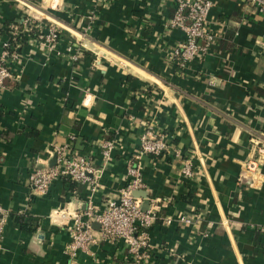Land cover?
<instances>
[{
	"label": "crops",
	"instance_id": "crops-1",
	"mask_svg": "<svg viewBox=\"0 0 264 264\" xmlns=\"http://www.w3.org/2000/svg\"><path fill=\"white\" fill-rule=\"evenodd\" d=\"M212 2L214 42L181 66L173 0H0V57L28 17L62 34L51 48L25 42L0 90V264H264V11ZM147 129L166 154H141ZM60 147L92 161L96 191L56 178L33 192L32 172L53 167ZM130 168L156 215L150 258L130 263L99 229L90 251L71 255L75 213L118 200Z\"/></svg>",
	"mask_w": 264,
	"mask_h": 264
},
{
	"label": "built area",
	"instance_id": "built-area-1",
	"mask_svg": "<svg viewBox=\"0 0 264 264\" xmlns=\"http://www.w3.org/2000/svg\"><path fill=\"white\" fill-rule=\"evenodd\" d=\"M174 16L170 27L181 29L187 33L186 40L176 48L175 57L179 65L186 66L202 49L200 42L204 41L206 49L213 44L214 35L208 28V16L213 6L212 0H173ZM251 5L264 11V0H247ZM94 12V11H93ZM91 12V19L94 13ZM9 37L4 43V52L0 57V90L7 88L6 81L11 77V64L20 58L19 50L25 42L37 43L51 48L61 40L62 34L57 25L39 26L33 19L27 18L19 24L11 25ZM72 51V46L67 49ZM203 50V49H202ZM73 59L77 60L76 55ZM141 154L161 156L170 149V144L164 136L147 129L141 136ZM114 143L103 144L105 165L113 155ZM56 164L53 167L35 169L31 174V186L35 194L48 193L53 180L63 178L79 184H89L92 191L99 186V175L92 161L86 156L60 147L57 149ZM253 169V165H248ZM133 179L120 190L118 200L110 201L103 209L94 211L86 209L76 212L73 216V235L69 249L71 255L79 251L88 252L99 241L95 237L93 222L100 225V241L111 242L124 251L130 263H140L151 256L150 229L153 227L156 215L149 209L142 208L143 200L134 195L135 191L146 189V183L141 179L139 171L130 168ZM186 177L193 174L192 165L188 162L183 170ZM182 221L189 223V219ZM171 220H169V223ZM5 217L0 206V240L4 235ZM264 232V225L260 227Z\"/></svg>",
	"mask_w": 264,
	"mask_h": 264
},
{
	"label": "water",
	"instance_id": "water-1",
	"mask_svg": "<svg viewBox=\"0 0 264 264\" xmlns=\"http://www.w3.org/2000/svg\"><path fill=\"white\" fill-rule=\"evenodd\" d=\"M55 162H56V157H54V159L52 160L51 165H54ZM134 195L136 197H139V198L143 199L142 208H143L144 211H148L150 209V204L151 203H150V197H149L147 191L146 190H138V191L134 192ZM93 226H94L95 229H99L100 228V225L97 222L94 223Z\"/></svg>",
	"mask_w": 264,
	"mask_h": 264
},
{
	"label": "trees",
	"instance_id": "trees-1",
	"mask_svg": "<svg viewBox=\"0 0 264 264\" xmlns=\"http://www.w3.org/2000/svg\"><path fill=\"white\" fill-rule=\"evenodd\" d=\"M73 182V181H72ZM75 184V182L73 183V185ZM18 220H19V222L21 223V227L22 228H26L27 229V227L28 226H26V225H28V223H24L23 221H24V218L23 217H18Z\"/></svg>",
	"mask_w": 264,
	"mask_h": 264
}]
</instances>
